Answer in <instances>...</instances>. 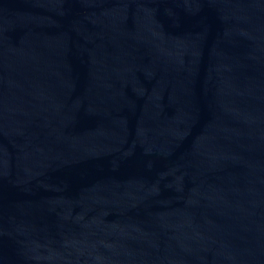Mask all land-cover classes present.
Here are the masks:
<instances>
[{
	"label": "water",
	"instance_id": "95a60500",
	"mask_svg": "<svg viewBox=\"0 0 264 264\" xmlns=\"http://www.w3.org/2000/svg\"><path fill=\"white\" fill-rule=\"evenodd\" d=\"M0 264H264V0H0Z\"/></svg>",
	"mask_w": 264,
	"mask_h": 264
}]
</instances>
